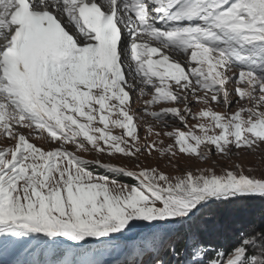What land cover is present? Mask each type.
Returning <instances> with one entry per match:
<instances>
[{"label": "snow or ice", "instance_id": "1", "mask_svg": "<svg viewBox=\"0 0 264 264\" xmlns=\"http://www.w3.org/2000/svg\"><path fill=\"white\" fill-rule=\"evenodd\" d=\"M136 90L150 97L141 112ZM0 139L11 141L0 147L3 264L37 248L51 258L28 264H76L65 242L117 247L141 229L170 237L212 203L264 199V178L221 162L264 144V0H0ZM154 151L202 163L216 155L221 171L170 177L98 158L139 161ZM153 264H264V230L241 233L224 251L189 231L178 259Z\"/></svg>", "mask_w": 264, "mask_h": 264}, {"label": "rangeland", "instance_id": "2", "mask_svg": "<svg viewBox=\"0 0 264 264\" xmlns=\"http://www.w3.org/2000/svg\"><path fill=\"white\" fill-rule=\"evenodd\" d=\"M182 61L186 64V57L182 54ZM185 59H184V58ZM132 108L137 112L142 111L143 99L150 98L145 96L140 97L138 90L131 91ZM203 95V93H198ZM164 106H177L183 108V105H164ZM213 110L223 112L224 109L221 106L215 104L210 105ZM192 111L196 112L202 107V105L193 102L191 105ZM236 106L233 105L228 111H235ZM158 110V109H153ZM173 127H178L182 131H187L178 122L170 121ZM196 121L189 119L188 124H195ZM155 130L161 133L166 131H172V127H163L160 124H155ZM121 130L113 129V134H119ZM219 130H217L218 132ZM25 134L27 131L25 130ZM139 135L143 139L144 130L140 129ZM155 137H150L153 139ZM158 139L163 140V146H167L169 143H173L171 139L165 136H161ZM32 143L37 146H44L45 150H48L47 145H41L38 140L32 139ZM11 141L0 139V147L10 145ZM55 146V145H52ZM159 146V145H158ZM205 146H201V150H204ZM69 150L72 147L69 146ZM214 151V150H213ZM77 155L84 156L87 159H96L97 155L93 153H76ZM103 163H112L119 166H126L133 168L137 163L141 167H157L158 170L165 172V174L171 176L183 175L187 171H195L199 168L215 167L217 174L220 173L221 168L215 166L213 161L220 160V157L213 155L207 162H199L195 157L189 158L183 154L177 153L175 157L160 158L159 154L155 151L152 156L145 154L140 157L139 161L129 158H123L117 154L116 157H109L106 154L98 157ZM225 167L230 168L234 164H240L245 169V174L254 176L256 178H264V144H262L259 150L255 153H249L247 150H241L239 155H236L235 149L230 159L221 161ZM251 169V171H248ZM96 171L102 169H94ZM135 170V169H133ZM103 171V170H102ZM255 228L257 231L264 230V199L253 200H237L231 203H212L209 207L203 209L194 218L187 221L182 226H172L174 235L170 237L163 236L162 234H153L155 230L141 229L127 237L121 239L118 242L117 247L105 244L100 245L98 241H91L88 245L78 247L72 242H65L64 247L68 249L67 258L76 262V264H86L90 260H99L101 264H153L154 259L159 256L163 259L167 247V251L171 250L174 244L182 238V235L187 234L189 231L195 232L199 238L205 243V245L213 249L211 245L213 243H221L226 241L228 249L234 240H236L241 233H247L251 229ZM118 235V234H116ZM209 244V245H208ZM98 252L90 251L97 250ZM221 250V249H220ZM221 250V251H224ZM51 257L42 252L39 248L34 249L30 254L25 252H19L15 255L7 257L9 264H14L15 261H23L24 264L33 260H47ZM5 257L0 256V264H3Z\"/></svg>", "mask_w": 264, "mask_h": 264}, {"label": "trees", "instance_id": "3", "mask_svg": "<svg viewBox=\"0 0 264 264\" xmlns=\"http://www.w3.org/2000/svg\"><path fill=\"white\" fill-rule=\"evenodd\" d=\"M99 172H101V174H103V171L102 170H99ZM120 179L123 182H125V183L128 182L127 178H120ZM185 236H186V234L182 235V238L179 241H177V243L174 244V246L172 247V248H175V251L177 253V256L176 257H173L171 255V252H172V249H171V250L167 251L165 253L164 257H163V260L165 262H167L170 259H178L179 258V253L183 250V247H184V237ZM211 245L214 247L213 249H219V250L221 249V250H224L225 249L224 247L226 246V241L223 240L221 243H213Z\"/></svg>", "mask_w": 264, "mask_h": 264}, {"label": "bare ground", "instance_id": "4", "mask_svg": "<svg viewBox=\"0 0 264 264\" xmlns=\"http://www.w3.org/2000/svg\"><path fill=\"white\" fill-rule=\"evenodd\" d=\"M62 22L66 25V26H68V22L67 21H64L63 19H62ZM69 30L71 31V28H69ZM169 55H170V57H171V59L172 60H174V61H179V62H181L182 64H184V60L182 61V56H180L178 53H176V52H169L168 53ZM154 58H156V57H154ZM184 58V57H183ZM185 59V58H184Z\"/></svg>", "mask_w": 264, "mask_h": 264}]
</instances>
